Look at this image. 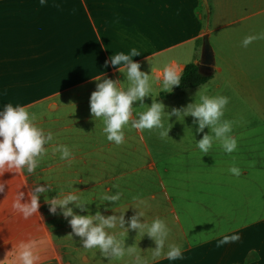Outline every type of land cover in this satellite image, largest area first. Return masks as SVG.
<instances>
[{"label":"crops","instance_id":"0c3cea01","mask_svg":"<svg viewBox=\"0 0 264 264\" xmlns=\"http://www.w3.org/2000/svg\"><path fill=\"white\" fill-rule=\"evenodd\" d=\"M207 3L208 9L203 0H47L43 6L39 0H0V108L7 103L25 106L35 118L34 123L54 136L53 142L45 145L46 154L33 174L25 170L0 172V184L5 186V192L0 193V264H21L22 242L35 245L33 250L38 255L35 264H133L136 255L146 264H264V220L192 244L178 218L174 222L162 219L164 214L156 213V206H147L141 197H134L145 196L140 187L136 188L141 186L139 182L120 184L126 174L155 171L157 160L149 155L148 162L141 165V157L123 154L131 151L133 142H129V137L125 136L121 145L104 142L103 124L89 123L90 96L96 89L93 77L103 75L102 79L120 80L121 86H127L117 67L110 63L105 66L113 53H128L136 48L141 54L133 59L150 74L155 94H159L161 82L157 77L165 65L176 66L182 74L189 63H197L204 72L202 58L198 57V53L202 56L199 40L203 44L205 34L209 37L218 34L237 20L221 21L220 17V11L226 5L230 7V3L232 7L234 0H207ZM254 14L249 12L241 18ZM209 18L213 20L211 23L207 22ZM217 50L213 49L212 71L204 72L212 73V78L204 85L225 70L221 48ZM184 90L187 89L162 92L158 99L167 102L174 93ZM145 101L150 105L151 96ZM138 107L137 102L134 108ZM57 144L70 149V161L60 159V153L54 151ZM256 144L259 149L250 145L252 150L244 153L243 161L264 160L260 154L264 140ZM45 181L59 191H67L71 185L70 190L84 202H92L87 207L93 214L99 203L96 198L111 194L108 190L115 191L112 186L118 185L122 196L113 206L115 214L136 205L145 216L152 215L144 216L147 223L159 218L167 225L168 236L161 256L153 258L155 244L147 235L143 237L135 230L127 233L119 225L108 231L123 240L125 248L132 247V254L126 251L123 257L108 260L98 249L83 248L80 238L70 234L67 219L51 214L43 196L39 211L24 218L13 208L17 196ZM49 195H56V191ZM99 210L105 215L114 214L111 207L106 210L101 205ZM76 211L87 214L80 209ZM133 211L130 207L125 212L126 220ZM243 231L246 235L242 237L234 235ZM234 236L237 239L233 240ZM221 239L228 240L224 246L217 245ZM169 245L179 246L183 258L169 261L166 258Z\"/></svg>","mask_w":264,"mask_h":264},{"label":"rangeland","instance_id":"374dc122","mask_svg":"<svg viewBox=\"0 0 264 264\" xmlns=\"http://www.w3.org/2000/svg\"><path fill=\"white\" fill-rule=\"evenodd\" d=\"M234 2L232 7L231 3L230 7L226 5V9L223 6L220 17L221 21L237 19L236 22L209 37L214 51L221 48L224 72L218 73L207 85L174 93L167 102L161 101L170 111L173 107L192 102L196 94L197 100L200 95L226 96L229 102L222 120L232 122L231 135L237 141V148L226 153L214 140L208 154L200 152L194 135L199 140L203 133L195 131L191 116L185 117L183 123L174 116L170 122L165 119V128H171L165 138L159 135L160 129H125V136L133 144L131 151L127 153L126 150L123 154L141 157V165L148 162L147 157L151 155L157 160V168L155 171L126 174L120 179V184L127 186L139 182L142 187L136 188L140 187L145 196L137 194L134 197H141L147 206H156V213L164 214L162 219L174 222L178 218L182 228L189 233L192 244L221 237L264 220V160L243 161L244 153L252 150L250 145L254 144V149H259L256 142L264 140V0ZM249 12L256 14L241 18ZM212 21L207 19V22ZM248 36L257 38L245 47L242 42ZM201 48L202 39L198 42V50ZM198 57L201 60L200 53ZM97 83L95 81L92 85L96 87ZM148 106L145 101L144 108ZM137 110L143 109L139 105ZM89 123L95 124V121L91 119ZM97 123L102 124L100 121ZM101 137L104 142H109L104 134ZM260 154L264 156V149ZM232 167L239 169V175L230 172ZM246 171L248 174L245 176ZM150 217V214L145 216ZM234 235L242 237L246 234L243 231ZM223 241L225 239L219 240L217 245L224 246L227 242Z\"/></svg>","mask_w":264,"mask_h":264},{"label":"clouds","instance_id":"9594fccd","mask_svg":"<svg viewBox=\"0 0 264 264\" xmlns=\"http://www.w3.org/2000/svg\"><path fill=\"white\" fill-rule=\"evenodd\" d=\"M43 6L47 0H39ZM255 36H248L243 40V45L248 46ZM141 53L132 48L128 53L117 52L110 55L105 61V66L109 63L117 67L123 74L127 86H121L120 80L112 78L102 79V76L93 77L98 81L96 89L90 96L91 118L102 122L103 133L107 141L115 145H121L125 141V129H136L139 131L160 129L161 138L169 136L171 128H165L164 120L169 122L174 116L181 123L185 117L191 116L193 124L196 125L195 131L203 133L201 139L196 140V147L200 152L208 154L213 146V141H218L219 146L226 153H232L237 148V141L231 135L232 122L222 120L224 109L229 100L226 96L200 95L197 100L194 97L192 102L182 107H173L170 111L166 110L164 103L158 99L162 92L170 93L174 86L181 84L182 75L174 65H165L157 77L161 82L159 94H155L150 83V74L141 70V63L133 58ZM153 67L151 65V73ZM199 92V91H198ZM197 92V93H198ZM151 96V103L144 108L145 98ZM139 103L143 110L138 111L134 104ZM165 112L167 115L165 116ZM34 117L25 106L5 104L0 108V172H19L25 170L28 174H33L38 167V162L45 153V145L53 142L54 136L51 131H45L34 123ZM205 128L209 131L205 132ZM54 151L60 153L61 160H69L71 151L66 145L57 144ZM230 172L239 175V169L232 167ZM46 182V181H45ZM71 185L67 191L54 189L48 182H37L27 194L23 191L17 196L13 208L24 218L32 216L39 211L40 198L43 196L49 205L51 214H60L67 219L72 231L71 235L79 237L85 249H98L108 260L118 259L125 255V252L132 254V247L125 248L124 241L118 239L108 230L114 229L119 225L127 233L135 230L137 234L147 235L154 241L153 258L160 257L168 236V228L165 222L159 218L150 224L144 219V212L136 205L130 206L134 211L133 215L125 219V212L117 215L113 207L121 199L122 193L118 185H113V190H108L111 194L98 196L96 200L97 211L95 214L87 207L91 203H86L81 196L71 191ZM55 190L56 195L49 194ZM5 192V186L0 184V193ZM27 195V199L25 196ZM106 202H115L108 204ZM103 205L107 210L113 209L111 215L103 214L99 209ZM87 212L80 214L76 211ZM143 218V219H142ZM233 240L237 237H232ZM227 242V239L225 241ZM35 245L32 243H21L19 260L21 264H35L38 255L34 252ZM169 261L183 258L182 250L179 246L169 245L166 252ZM133 264H146L140 255H136Z\"/></svg>","mask_w":264,"mask_h":264},{"label":"trees","instance_id":"16d2710c","mask_svg":"<svg viewBox=\"0 0 264 264\" xmlns=\"http://www.w3.org/2000/svg\"><path fill=\"white\" fill-rule=\"evenodd\" d=\"M181 75V84L174 86L176 90L200 87L212 78V73H204L197 63H189Z\"/></svg>","mask_w":264,"mask_h":264},{"label":"water","instance_id":"95a60500","mask_svg":"<svg viewBox=\"0 0 264 264\" xmlns=\"http://www.w3.org/2000/svg\"><path fill=\"white\" fill-rule=\"evenodd\" d=\"M204 4L208 8L207 0H203ZM202 61L204 62L203 66L209 72L212 71V66L214 63V55L213 49L209 41V35L205 34L203 36V44H202ZM202 71V70H201Z\"/></svg>","mask_w":264,"mask_h":264}]
</instances>
